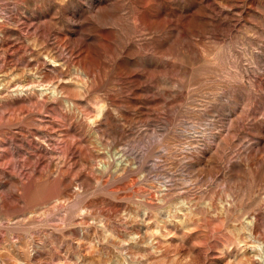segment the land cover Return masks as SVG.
I'll return each mask as SVG.
<instances>
[{
	"label": "rangeland",
	"instance_id": "obj_1",
	"mask_svg": "<svg viewBox=\"0 0 264 264\" xmlns=\"http://www.w3.org/2000/svg\"><path fill=\"white\" fill-rule=\"evenodd\" d=\"M0 264H264V0H0Z\"/></svg>",
	"mask_w": 264,
	"mask_h": 264
}]
</instances>
